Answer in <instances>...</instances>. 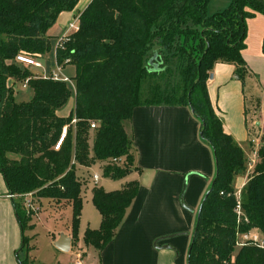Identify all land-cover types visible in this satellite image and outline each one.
<instances>
[{"label": "trees", "instance_id": "1", "mask_svg": "<svg viewBox=\"0 0 264 264\" xmlns=\"http://www.w3.org/2000/svg\"><path fill=\"white\" fill-rule=\"evenodd\" d=\"M209 2L92 0L79 14L78 30L56 51L58 65L74 67V106L61 117L57 112L72 96L67 85L32 76L29 67L15 63V57L23 54L39 60L46 55L47 31L78 0H0V174L6 195L33 192L69 204L74 240L83 204L77 167L101 163L105 178H125L132 171V155L124 123L132 111L142 106H186L200 120L201 138L216 161V176L200 207L188 264H264V249L237 246L238 232L256 228L264 234V145L261 161L243 189L248 224L238 226L234 181L246 172L247 160L224 131L207 86L217 62L243 67L247 20L264 14V0H232L226 10L213 15L208 14ZM175 51L185 53L187 68L183 92L171 102L169 94L145 89L144 84L150 75L166 71V54ZM196 51L198 57L193 55ZM154 57L158 72L149 66ZM8 79L21 84L28 80L31 101L15 102ZM90 123H95L94 129ZM65 126L66 137L54 150ZM9 154L18 159H9ZM114 158H122V165L112 163ZM138 190L137 181L109 192L92 189L91 201L101 222L98 229L84 232L86 248L101 251L111 242ZM11 201L22 232L27 226L25 211L19 200ZM26 245L22 237L21 250Z\"/></svg>", "mask_w": 264, "mask_h": 264}, {"label": "crops", "instance_id": "2", "mask_svg": "<svg viewBox=\"0 0 264 264\" xmlns=\"http://www.w3.org/2000/svg\"><path fill=\"white\" fill-rule=\"evenodd\" d=\"M91 1L78 0L75 8L60 13L47 31L50 51L39 59L46 72H51V63L55 64L57 39L72 34L68 25L78 19ZM242 55V68L231 62H217L207 86L224 131L243 149L248 161L253 147L251 139L258 137L260 147L264 145V14L258 13L247 20ZM67 67L72 68L73 77L74 67L66 65L63 70ZM13 82L8 80L7 85L14 87ZM73 106L72 97L57 112L58 116H67ZM124 129L130 138L132 171L118 189L101 188L109 192L137 181L139 190L111 242L101 251L85 247L84 232L98 229L101 216L93 204L92 211L83 205L76 239L72 240V234L66 235L71 239L69 250L57 249L64 255L52 252L40 262L30 260L26 264H188L200 207L216 176L214 153L201 138V122L186 106H142L132 111ZM90 169L91 166H78L77 176L80 178L82 170L88 173ZM249 177L246 172L239 174L234 190L244 189ZM99 183L93 186L99 187ZM86 185L81 183L82 199ZM91 196L92 190L90 200ZM45 200L42 203L47 202V206L43 210L71 208L69 204ZM86 211L91 218L84 221ZM19 228L0 174V264H18L16 259L22 247ZM59 237L60 234L53 238V247Z\"/></svg>", "mask_w": 264, "mask_h": 264}, {"label": "rangeland", "instance_id": "3", "mask_svg": "<svg viewBox=\"0 0 264 264\" xmlns=\"http://www.w3.org/2000/svg\"><path fill=\"white\" fill-rule=\"evenodd\" d=\"M232 0H210L208 5V14L213 15L216 13H220L226 10L231 5ZM196 48V47H195ZM193 47V49L195 50ZM193 51V50H192ZM195 57H198V53L193 52ZM16 63V62H15ZM166 64V71L158 74V75H150L149 79L145 81V89H152V90H161L164 94H169L170 101H174L179 95L182 94L184 88V78L183 73L187 68V58L185 57L184 52H171L166 54L165 58ZM51 71H56L55 67L51 63ZM23 68V67H22ZM38 69L29 68L28 71L32 74V76L39 77L40 71ZM64 75L67 77H72L73 70L70 67H67L65 70L62 71ZM49 74V72H47ZM12 80V79H8ZM13 95L14 100L17 103L20 102H29L32 99L33 92L32 90L27 87H22L21 83L13 82ZM72 99V96H71ZM9 159H18L16 155L9 154ZM104 164L95 163L91 165V169L86 173L85 170H82L80 173V180L82 185L87 184L84 188L83 194V205L89 207L92 211V203L90 200V192L93 189V183L91 181V176L93 173H97L100 176L99 180V187H103L104 189H118L122 182L126 179H122V181H109L103 176L102 167ZM122 165V163L118 164ZM94 166V167H93ZM111 186V187H110ZM19 195L23 194H15L17 200H19L20 204H23L21 199L18 198ZM44 197H38L34 195L33 198V210L25 211V216L27 218V226L21 232L22 237L27 239L26 248L20 249V253H18V257L16 262L19 264V260H27L26 263L30 262V260L34 262H40L44 258L50 257L51 253L54 252L57 255H64L63 253L59 252L56 248L53 247V238L56 236L58 237L59 234L66 236L67 234H72L71 230V217H72V210L69 206L66 208L55 211L52 209L43 210L44 206H47V202L42 203V200H45ZM47 201V200H45ZM43 210V211H42ZM29 211V212H28ZM82 212V210H81ZM81 217V215H80ZM91 216L86 211L84 212V221L89 220ZM80 224V220H79ZM19 225V224H18ZM33 225L32 230L30 229ZM79 228V225H78ZM78 234V232H77ZM74 241V240H73ZM18 252V251H17Z\"/></svg>", "mask_w": 264, "mask_h": 264}, {"label": "built area", "instance_id": "4", "mask_svg": "<svg viewBox=\"0 0 264 264\" xmlns=\"http://www.w3.org/2000/svg\"><path fill=\"white\" fill-rule=\"evenodd\" d=\"M77 30H78V19H76L75 21L71 22L68 25V31H72V34L75 33ZM72 34L66 33L57 39V41L55 43V48H54V59H55L56 51L59 48H62L63 43L68 41L69 37ZM15 62L22 65V66H25V67H29L32 69H38L40 71L39 77H41V78H44V79L50 78L53 81L65 83L67 85V87L69 88V90L71 91L72 97H74L75 85H74L73 79L71 77H67L66 75H64L62 73L63 68H62V66L57 64L56 60H54V62H55L54 67H55L56 71L55 72L51 71V72H49V74H47V72L44 70V68H43V66L39 60L33 59L29 56L19 54L15 57ZM27 82H28V80H25L21 84L22 87H27ZM74 122L75 121H72V123H74ZM95 126H96L95 123H90V129H94ZM66 134H67V127L65 126L62 128L61 134H60L59 139H58V141L54 147V150L59 149L61 143L64 141V139L66 137ZM251 143H252L253 147H252L250 155L248 157L247 167H246V174H247V176H250L249 180L251 179V177L255 173L256 167H257L258 162H259L260 149H261L260 139L258 137L252 138ZM111 162L114 164H120V163H122V158H114V159H112ZM99 180H100V176L97 173H93L91 176V181H92L94 186L98 185ZM34 195L35 194L33 192H31V193H26V194L18 196V198L21 199V201H22L24 209L33 210L32 205H33ZM233 196L236 200L234 212L236 214L238 226H240L243 223L248 224V220L245 216V212L243 209V189L235 190L233 193ZM7 198L12 200V199H16L17 197L14 195H7ZM237 246L240 248L244 247V246H255V247L264 249V234L261 233L260 230H258L256 228H253L247 232H238V234H237Z\"/></svg>", "mask_w": 264, "mask_h": 264}, {"label": "water", "instance_id": "5", "mask_svg": "<svg viewBox=\"0 0 264 264\" xmlns=\"http://www.w3.org/2000/svg\"><path fill=\"white\" fill-rule=\"evenodd\" d=\"M155 57L149 61V66L153 67L152 72L159 71V65L154 63ZM71 239L64 235H61L58 240L54 243L56 249L61 252H67L70 248Z\"/></svg>", "mask_w": 264, "mask_h": 264}]
</instances>
